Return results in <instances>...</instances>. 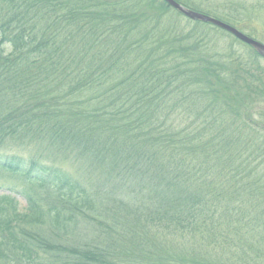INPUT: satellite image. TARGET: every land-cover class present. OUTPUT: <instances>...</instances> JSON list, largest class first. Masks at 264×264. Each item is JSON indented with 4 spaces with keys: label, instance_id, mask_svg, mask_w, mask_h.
I'll list each match as a JSON object with an SVG mask.
<instances>
[{
    "label": "trees",
    "instance_id": "16d2710c",
    "mask_svg": "<svg viewBox=\"0 0 264 264\" xmlns=\"http://www.w3.org/2000/svg\"><path fill=\"white\" fill-rule=\"evenodd\" d=\"M169 10L0 0V148L45 139L73 161L0 153L27 185L24 210L0 196V264H264L263 76L204 54Z\"/></svg>",
    "mask_w": 264,
    "mask_h": 264
},
{
    "label": "rangeland",
    "instance_id": "374dc122",
    "mask_svg": "<svg viewBox=\"0 0 264 264\" xmlns=\"http://www.w3.org/2000/svg\"><path fill=\"white\" fill-rule=\"evenodd\" d=\"M181 4H185L189 9H195L204 15L224 20L230 25H236L243 32H247L253 36L256 41L264 44V0H178ZM242 17V23H238V20ZM163 21L166 24H175L177 32L184 38L192 34L190 37V44H199L200 50L204 54L214 57V59L224 65L230 66L232 69H228L230 72H237V76L242 79H249L250 75L261 73L262 85L264 86V58L256 55L257 53L248 45L238 41L232 35L225 33L224 31L213 28V26L207 24L197 25L195 22H191L189 19L176 12L175 10L167 11L163 17ZM238 64H241V68L235 71ZM260 85H253V88L260 89V97L257 105H252L254 111H264V92L261 90ZM254 117H257L254 113ZM14 145H5L0 148V153L3 155L11 156L14 154H21L22 157H26L28 160L31 157H38L44 161L45 154L43 148L46 145V140L40 141L33 140L30 143L27 142V136L20 140L14 141ZM27 144V145H26ZM32 155V156H31ZM43 164L55 163L61 165L65 170L73 171V168L69 165L70 157L62 155L57 151H51L45 156ZM81 161H78L79 163ZM76 162L73 164H77ZM83 174L79 177L82 179ZM216 179V176L212 177ZM27 185L16 177V175H5L0 173V196L10 195L15 199L20 210H24L27 207V201L23 195L26 192ZM128 190L127 192L131 191ZM141 190H136L139 192ZM121 198L128 200L127 196H121ZM109 222V219H107Z\"/></svg>",
    "mask_w": 264,
    "mask_h": 264
},
{
    "label": "water",
    "instance_id": "95a60500",
    "mask_svg": "<svg viewBox=\"0 0 264 264\" xmlns=\"http://www.w3.org/2000/svg\"><path fill=\"white\" fill-rule=\"evenodd\" d=\"M163 2H165L170 8H172L173 10H175L176 12L180 13L181 15H183L184 17L192 20V21H198V22H202V23H207V24H211L229 34H231L232 36H234L235 38H237L238 40H240L241 42L245 43L246 45H248L249 47H251L259 56H261L262 58H264V45L243 35L242 33H240L239 31H237L235 28L221 22L218 21L216 19H213L209 16L203 15L201 13H197L195 11L189 10L186 7L178 4L176 1L174 0H162Z\"/></svg>",
    "mask_w": 264,
    "mask_h": 264
},
{
    "label": "flooded vegetation",
    "instance_id": "af4514ba",
    "mask_svg": "<svg viewBox=\"0 0 264 264\" xmlns=\"http://www.w3.org/2000/svg\"><path fill=\"white\" fill-rule=\"evenodd\" d=\"M242 17L238 20V23H242ZM222 21H224L223 19H222ZM231 26H233L235 29H237L239 32H241L242 34H244L245 36H247V37H249V38H251V39H254V40H256L253 36H251L250 34H248L247 32H243L239 27H237L236 25H231Z\"/></svg>",
    "mask_w": 264,
    "mask_h": 264
}]
</instances>
